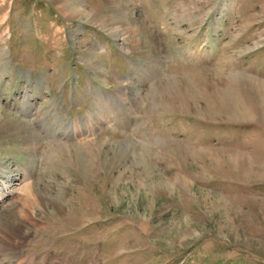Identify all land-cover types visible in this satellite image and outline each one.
<instances>
[{"label": "rangeland", "instance_id": "rangeland-1", "mask_svg": "<svg viewBox=\"0 0 264 264\" xmlns=\"http://www.w3.org/2000/svg\"><path fill=\"white\" fill-rule=\"evenodd\" d=\"M0 109V264H264V0H0Z\"/></svg>", "mask_w": 264, "mask_h": 264}, {"label": "bare ground", "instance_id": "bare-ground-1", "mask_svg": "<svg viewBox=\"0 0 264 264\" xmlns=\"http://www.w3.org/2000/svg\"><path fill=\"white\" fill-rule=\"evenodd\" d=\"M61 1H64V3L67 1V0H61ZM69 4V3H68ZM66 6H67V4H66ZM80 6H82V5H80ZM72 7V6H71ZM79 8V7H78ZM75 9V8H74ZM81 9H75L74 10V14H77V15H79L80 13H81V11H80ZM67 11V10H66ZM0 111H1V109H0ZM2 114V113H1ZM1 116V115H0ZM16 121H17V119H16ZM0 122H1V120H0ZM12 122V121H11ZM2 123V122H1ZM12 124V123H11ZM68 125L69 126H71L72 125V122H68ZM12 126V125H11ZM25 126V125H24ZM26 127V126H25ZM75 127H76V125H75ZM19 128V127H18ZM28 128V127H27ZM27 128H25V129H27ZM12 130H14V132H11V134L12 133H15V132H18V129H16V128H12ZM20 131V130H19ZM22 131V130H21ZM3 132V131H2ZM7 132V131H6ZM31 134V133H30ZM16 136H20V135H17L16 134ZM5 138V137H4ZM20 138V137H19ZM18 137H17V139H19ZM29 138V139H28ZM27 138V140H25V142L26 143H24V144H26V146H27V144H30L31 146L32 145H35V139H34V136L31 134L29 137ZM14 139H15V137H14ZM37 139V138H36ZM23 142H24V140H23ZM34 143V144H33ZM21 144V143H20ZM2 165V164H1ZM4 173V171L0 168V176L2 175L1 173ZM2 193V192H1ZM1 195V194H0ZM7 234H8V232H7ZM3 236V234H1V232H0V237H2ZM8 236H10L9 234H8ZM7 238V237H6Z\"/></svg>", "mask_w": 264, "mask_h": 264}, {"label": "crops", "instance_id": "crops-1", "mask_svg": "<svg viewBox=\"0 0 264 264\" xmlns=\"http://www.w3.org/2000/svg\"><path fill=\"white\" fill-rule=\"evenodd\" d=\"M21 50V49H20ZM15 62L18 64V61H17V59H16V57H15ZM41 64L42 65H40V66H38L39 67V69L38 70H36V73L37 74H40V73H43V74H45L46 73V66H47V63L44 61H42L41 62ZM31 68H32V71H35V67L33 66V65H31ZM14 78H15V80H16V82L18 81V75L16 74V76H14ZM42 86H44L43 88H45V91H47V89H49V88H51V85H45V84H43ZM47 88V89H46ZM44 91V92H45ZM45 101H46V99H45ZM47 103V102H46Z\"/></svg>", "mask_w": 264, "mask_h": 264}]
</instances>
